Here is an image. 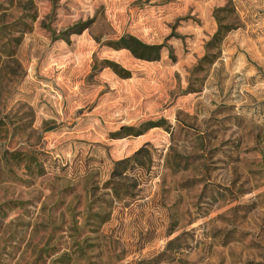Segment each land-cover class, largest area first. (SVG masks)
<instances>
[{"label":"rangeland","instance_id":"rangeland-1","mask_svg":"<svg viewBox=\"0 0 264 264\" xmlns=\"http://www.w3.org/2000/svg\"><path fill=\"white\" fill-rule=\"evenodd\" d=\"M0 264H264V0H0Z\"/></svg>","mask_w":264,"mask_h":264},{"label":"trees","instance_id":"trees-1","mask_svg":"<svg viewBox=\"0 0 264 264\" xmlns=\"http://www.w3.org/2000/svg\"><path fill=\"white\" fill-rule=\"evenodd\" d=\"M217 21V30L207 42V47L213 43H219L224 34L230 30L229 27H226L220 23V19H217ZM109 44L115 49L128 50L133 57L146 61L157 60L159 58L160 50L162 47L161 45L147 44L130 34L122 35L117 40L111 41ZM107 63L113 69V71H115L122 77H129V71L120 68L117 63L109 61Z\"/></svg>","mask_w":264,"mask_h":264}]
</instances>
